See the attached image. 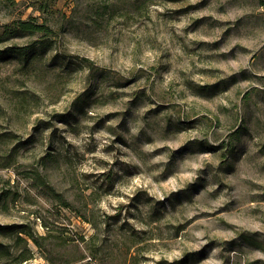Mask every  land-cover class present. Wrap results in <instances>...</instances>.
I'll return each mask as SVG.
<instances>
[{
  "label": "rangeland",
  "instance_id": "374dc122",
  "mask_svg": "<svg viewBox=\"0 0 264 264\" xmlns=\"http://www.w3.org/2000/svg\"><path fill=\"white\" fill-rule=\"evenodd\" d=\"M35 1L0 0L51 29L0 39V264H264L259 0Z\"/></svg>",
  "mask_w": 264,
  "mask_h": 264
},
{
  "label": "trees",
  "instance_id": "16d2710c",
  "mask_svg": "<svg viewBox=\"0 0 264 264\" xmlns=\"http://www.w3.org/2000/svg\"><path fill=\"white\" fill-rule=\"evenodd\" d=\"M35 9L37 11H39L40 13L46 14L48 13V9H49V1L48 0H36L35 1ZM259 5L261 7H264V0H259ZM33 20V19H31ZM29 20H16V21H12L11 23L8 24H3L0 26V39L1 37H6V38H15V37H21V36H25V35H35V34H39V35H43L44 37L47 36V34L51 31V29L46 26V24L44 23H38L36 20L31 21ZM42 44V43H41ZM10 55V54H18L20 56H26V50L24 47H20V48H13V47H8L5 50H0V57H2L3 55ZM84 61L89 62V60L85 59ZM88 69L90 71V73H92V69H93V65L88 64ZM92 75V74H91ZM214 86H209L207 88L204 89H212ZM37 176H34V178L36 179V181H38V185L39 186H43L46 189L48 188L50 190V192L52 191L47 185H45V183L40 179V176L38 174H36ZM52 195L55 199H57V201L65 206L68 207V203L62 198V196H60L59 194H55L54 192H52ZM20 233L25 234L28 237H32L31 234H28L25 231L20 230ZM25 260V259H24Z\"/></svg>",
  "mask_w": 264,
  "mask_h": 264
}]
</instances>
